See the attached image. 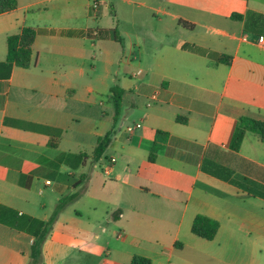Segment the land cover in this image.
Returning <instances> with one entry per match:
<instances>
[{
  "label": "crops",
  "instance_id": "1",
  "mask_svg": "<svg viewBox=\"0 0 264 264\" xmlns=\"http://www.w3.org/2000/svg\"><path fill=\"white\" fill-rule=\"evenodd\" d=\"M25 26L29 68L7 61ZM242 117L264 123V0H17L0 11V264H28L74 193L41 264H262L264 138L237 144Z\"/></svg>",
  "mask_w": 264,
  "mask_h": 264
},
{
  "label": "trees",
  "instance_id": "2",
  "mask_svg": "<svg viewBox=\"0 0 264 264\" xmlns=\"http://www.w3.org/2000/svg\"><path fill=\"white\" fill-rule=\"evenodd\" d=\"M17 0H0V11H9L16 7ZM111 35L121 41V36L118 34L117 29H110L108 30ZM39 33V30L25 26L23 27L18 33L11 34L7 37L6 44L8 48L7 53V61L11 64H15L20 67L29 68L32 66L33 59L35 57V49H34V42L35 37ZM115 93L119 94L116 98V111L117 115L115 116V121L118 120V115L120 114V107L122 97L125 93V90L122 88H118L117 90L114 89ZM241 124L243 128L237 132L236 136V143L238 144L243 137L245 130H251L261 138H264V123L260 121H256L253 119L241 118ZM163 132L161 130L157 131V136L153 145V149L150 154V160L153 161L155 159V155L157 150L161 147L162 141L165 137H162ZM111 132L106 133L105 135L99 137L97 145L93 150V156L95 160H99L103 157L107 147L111 142ZM78 196L77 193L74 194H67L63 198H61L56 210L52 214L50 220L46 223H43L42 231L39 235L36 236L35 242L32 247L31 256L29 259L28 264H41L43 260V244L47 238V235L55 222L58 213L60 210L70 201L74 200ZM2 206L0 205V209ZM16 225V224H14ZM219 223L218 221L204 216L198 215L192 226V230L198 236H201L206 239H213L218 231ZM131 264H150V259L144 256H134Z\"/></svg>",
  "mask_w": 264,
  "mask_h": 264
},
{
  "label": "built area",
  "instance_id": "3",
  "mask_svg": "<svg viewBox=\"0 0 264 264\" xmlns=\"http://www.w3.org/2000/svg\"><path fill=\"white\" fill-rule=\"evenodd\" d=\"M94 6L97 7V4L95 3ZM244 39H248V35H244ZM139 127H141V123L132 124V125L128 126L127 131L129 133H131L134 130H136L137 128H139ZM115 161H116V158L115 157H111L110 158V160L108 161V164L104 168V172L106 174H109L111 172L112 167H113ZM48 183H49V181H48Z\"/></svg>",
  "mask_w": 264,
  "mask_h": 264
},
{
  "label": "rangeland",
  "instance_id": "4",
  "mask_svg": "<svg viewBox=\"0 0 264 264\" xmlns=\"http://www.w3.org/2000/svg\"><path fill=\"white\" fill-rule=\"evenodd\" d=\"M111 18H112V17H110V16H106V17L104 18L105 23H107V20H108V19L111 20ZM115 21H116V23H117V19H115ZM121 24H122V21H121ZM122 27H123V26H120V28H122ZM125 29H126V27H125ZM129 55H130V54L128 53V56H129ZM115 68H116V69H119V65L116 64V66H114L113 69L115 70ZM121 73H122V72H121ZM125 73H127L126 75H128L129 72H125ZM96 99H97V101L105 100V99H106V95H104V96L98 95V96L96 97ZM106 100H107V99H106ZM99 106H100V105H99ZM131 119H133V118H131ZM262 264H264V259H263V261H262Z\"/></svg>",
  "mask_w": 264,
  "mask_h": 264
}]
</instances>
